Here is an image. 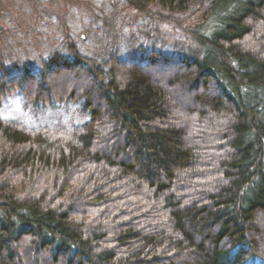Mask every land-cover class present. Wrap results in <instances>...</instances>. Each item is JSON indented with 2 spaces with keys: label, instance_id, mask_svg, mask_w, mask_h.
Returning a JSON list of instances; mask_svg holds the SVG:
<instances>
[{
  "label": "trees",
  "instance_id": "1",
  "mask_svg": "<svg viewBox=\"0 0 264 264\" xmlns=\"http://www.w3.org/2000/svg\"><path fill=\"white\" fill-rule=\"evenodd\" d=\"M208 1L201 58L22 69L29 100L85 99L91 118L0 114V264H264V0ZM18 78L2 71L0 108Z\"/></svg>",
  "mask_w": 264,
  "mask_h": 264
},
{
  "label": "rangeland",
  "instance_id": "2",
  "mask_svg": "<svg viewBox=\"0 0 264 264\" xmlns=\"http://www.w3.org/2000/svg\"><path fill=\"white\" fill-rule=\"evenodd\" d=\"M210 5L197 0L187 11H171L149 0H0V80L7 70L10 79L20 81L0 114L28 128L87 123L91 111L85 99L29 100L22 69L38 75L42 61L56 54L75 59L76 51L103 67L112 55L132 61L151 50L201 58L194 33L214 27L206 17Z\"/></svg>",
  "mask_w": 264,
  "mask_h": 264
}]
</instances>
